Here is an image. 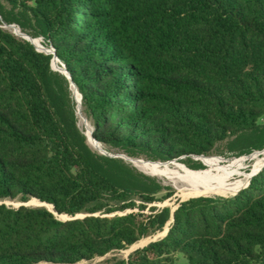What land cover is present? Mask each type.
Returning <instances> with one entry per match:
<instances>
[{
    "label": "trees",
    "instance_id": "1",
    "mask_svg": "<svg viewBox=\"0 0 264 264\" xmlns=\"http://www.w3.org/2000/svg\"><path fill=\"white\" fill-rule=\"evenodd\" d=\"M3 23L54 48L97 142L200 169L226 139L264 148V0H0V264H264V166L233 195L150 205L168 186L93 149L54 53ZM33 198L88 214L1 202Z\"/></svg>",
    "mask_w": 264,
    "mask_h": 264
},
{
    "label": "rangeland",
    "instance_id": "2",
    "mask_svg": "<svg viewBox=\"0 0 264 264\" xmlns=\"http://www.w3.org/2000/svg\"><path fill=\"white\" fill-rule=\"evenodd\" d=\"M2 26L12 32H14V30H12V28H10L9 26H7L5 23L2 24ZM25 32V31H24ZM27 33V32H26ZM22 36V35H19ZM32 36V35H31ZM40 37L43 41V44L47 47L50 48V46H47L44 43V40L41 36H37ZM29 38V37H28ZM35 44V43H34ZM36 45V44H35ZM37 46V45H36ZM38 47V46H37ZM39 48V47H38ZM42 49V48H40ZM52 68L55 70H59L60 72L65 73V68L64 65L62 63V61L57 58L53 63H52ZM70 88L72 90V93L78 97V95L80 94H75V90L73 92V85H70ZM78 89V88H77ZM79 91V90H78ZM76 100V98H75ZM82 116H80V112L77 111V115H78V125L79 127L83 130V132L87 135V139L90 143V145L92 146L93 149L97 150L100 153H109L111 154V156H120L125 158L126 160L130 161L132 164L133 162L131 160H129V157L131 158H137V159H142V160H147L150 161L153 164H162V165H166L169 168L172 169H176V170H184V169H188V170H193L195 172H200V173H205V174H210V173H224L225 171H227L226 169H224L223 167H221L222 165H226V164H232L233 167L231 170L237 169L236 172L234 174H232L230 176V179H235L238 177V173L237 171H241V172H248L250 170V165L252 164L253 160L250 159V156H252L253 154L257 153L258 151H255V153H251V154H237L236 152H233L231 150L228 149L227 147V142L228 139L217 143L216 147L214 148V151L209 155V156H203V157H195L193 156V158L195 160L199 159L201 160L205 167L204 168H200V169H193L188 167L183 161H184V157H177V158H173V159H168V160H151L149 159L146 155L144 154H137L135 156H129L127 153L123 152L122 150H119L118 148H115L113 146H108L106 144H103L101 142L100 143V147L94 145L93 141L94 139H92V132L94 130V126L91 123V121L87 118V116L85 115V113L82 111L81 112ZM84 117V118H83ZM262 121L264 122V118L262 119ZM96 141V140H95ZM97 142V141H96ZM236 157V158H233ZM226 158H232L228 161H224ZM159 161V162H158ZM161 161V162H160ZM240 162V163H239ZM217 164V165H216ZM239 164V165H238ZM135 165V164H134ZM136 166V165H135ZM184 166V167H183ZM139 170L143 171L142 169H140L138 166H136ZM222 168V169H221ZM224 171V172H223ZM145 172V171H143ZM146 174L152 175L154 177H156L163 185L168 186V188L164 189V191H162L159 196H164L163 199L158 200L156 202L151 203L150 205H157L159 207H163V206H171L173 209L176 208L181 201L186 200L192 196H195L196 194H207V195H233V194H229V193H234L233 191H224L221 194H216V193H211V192H189V191H183L181 190V187L176 184L173 180L167 178V177H162V176H158V175H153L150 173L145 172ZM245 187V186H244ZM180 189V191H179ZM183 191V192H182ZM1 202H5L7 204L13 205V206H19L22 203H30L31 205H37L40 204L41 202L36 199H30L28 201H21L18 199H4ZM47 206L52 209L53 207L49 204H47ZM86 213H79V215H85ZM57 216L61 219H67L69 216L66 214H57ZM169 226V222L165 225V227L162 230H159L151 235H148L146 237L141 238L140 240H138L137 242L131 244L130 246L117 250L115 252H110L107 253L106 255L103 256H98L96 258H94L91 262L95 263L98 262L100 260H103L105 258H108L112 255H118L120 257L123 258H127L129 256V254L134 251L135 249L139 248V247H144L146 245H148L150 242L155 241L161 237L164 236L166 229ZM175 262L176 264H189L188 260L179 252L176 253L175 255ZM83 262H87V261H83Z\"/></svg>",
    "mask_w": 264,
    "mask_h": 264
},
{
    "label": "bare ground",
    "instance_id": "3",
    "mask_svg": "<svg viewBox=\"0 0 264 264\" xmlns=\"http://www.w3.org/2000/svg\"><path fill=\"white\" fill-rule=\"evenodd\" d=\"M9 27L12 28V30H14L18 35L27 36L26 32H24L17 24L11 25ZM27 37H29L39 48H46L40 37H34L31 35ZM78 98H80V95H78ZM81 114L82 113L80 112L79 115L82 116ZM92 141L97 147L101 146L99 142H96L95 140ZM250 159L253 160L252 164L250 165V170L248 172L237 171L238 177L235 179H230V176L234 174L237 170H231L233 167L232 164H226L221 166L227 170L225 172L223 171L224 173L205 174L195 172L193 170H188L189 168L180 171L169 168L168 166L159 163L153 164L147 160L129 157V160H131L133 164L138 166L143 171L153 175L167 177L173 180L176 184H178L181 187V190L183 191L204 193L211 192L216 194H221L224 191L238 192L241 188L247 185L251 177L257 172H259L260 169L264 166V150L258 151L257 153L253 154L252 156H250Z\"/></svg>",
    "mask_w": 264,
    "mask_h": 264
},
{
    "label": "water",
    "instance_id": "4",
    "mask_svg": "<svg viewBox=\"0 0 264 264\" xmlns=\"http://www.w3.org/2000/svg\"><path fill=\"white\" fill-rule=\"evenodd\" d=\"M7 26H11V25H15V23H5ZM14 33L15 34H17L15 31H14ZM27 34V36H30V34H28V33H26ZM18 35V34H17ZM27 36H21V37H24V38H26V39H28V40H30L33 44H34V42L30 39V38H28ZM35 45V44H34ZM35 47H36V49L37 50H40V51H45L46 53H54V55H53V58H52V63L58 58V56L55 54V50H54V48L53 47H50V48H43V49H40V48H38L36 45H35ZM65 68V67H64ZM65 74L67 75V77L70 79V82H71V84L73 85V92H74V90H75V94H77V93H79L80 94V98H78L76 95H75V98H76V102H77V111L78 112H82V103H81V98H82V95H81V93L78 91V89H77V86L75 85V83L71 80V78H70V75H69V73H68V71L66 70V68H65ZM92 139H94V137H93V135H92ZM95 140V139H94ZM262 150H264V148L263 149H261V150H256V151H262ZM105 154H108V155H111V154H109V153H105ZM195 157H197V158H199V157H203V156H206V155H204V154H201V155H194ZM262 169V168H261ZM260 169V170H261ZM251 180V179H250ZM250 180H249V182H250ZM249 182L247 183V185L249 184ZM247 185H245V186H247ZM237 193V192H236ZM198 195H207V194H198ZM195 196H197V195H195ZM39 200V199H38ZM41 203L40 204H37V205H45V206H47V202H45V201H41V200H39ZM22 204H24V205H31L29 202L28 203H22ZM52 205V204H51ZM48 207V206H47ZM52 207H53V205H52ZM49 208V207H48ZM177 208V207H176ZM50 209V208H49ZM175 209V208H174ZM173 209V210H174ZM51 211H53L55 214H58L57 213V211L54 209V207L52 208V209H50ZM88 213H86L85 215H87ZM66 215H68V214H66ZM85 215H79V213L78 214H76V215H74V216H71V215H68L69 217L67 218V219H69V218H75V217H82V216H85ZM168 229H169V226H168V228L166 229V231H165V234L167 233V231H168ZM164 234V235H165Z\"/></svg>",
    "mask_w": 264,
    "mask_h": 264
}]
</instances>
